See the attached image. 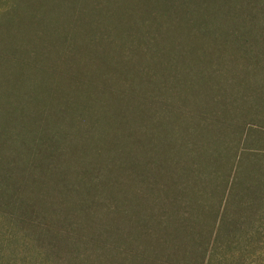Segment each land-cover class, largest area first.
<instances>
[{
  "label": "trees",
  "instance_id": "1",
  "mask_svg": "<svg viewBox=\"0 0 264 264\" xmlns=\"http://www.w3.org/2000/svg\"><path fill=\"white\" fill-rule=\"evenodd\" d=\"M1 34L0 264H208L264 174V0H0Z\"/></svg>",
  "mask_w": 264,
  "mask_h": 264
},
{
  "label": "rangeland",
  "instance_id": "2",
  "mask_svg": "<svg viewBox=\"0 0 264 264\" xmlns=\"http://www.w3.org/2000/svg\"><path fill=\"white\" fill-rule=\"evenodd\" d=\"M258 174L256 181L229 190L223 203L224 221L213 240L208 264H264V174Z\"/></svg>",
  "mask_w": 264,
  "mask_h": 264
}]
</instances>
